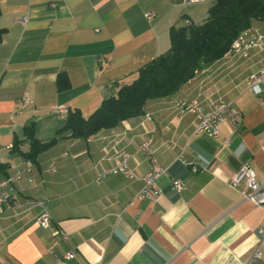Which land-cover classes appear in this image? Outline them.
I'll use <instances>...</instances> for the list:
<instances>
[{"label": "crops", "instance_id": "obj_1", "mask_svg": "<svg viewBox=\"0 0 264 264\" xmlns=\"http://www.w3.org/2000/svg\"><path fill=\"white\" fill-rule=\"evenodd\" d=\"M187 1L0 0V181L21 176L0 217V264H264V207L243 199L244 178L230 186L244 166L264 186V85L246 87L264 67L263 48L202 65L174 94L148 101L144 114L116 128L88 139L66 132L35 161L24 159V127L50 142L68 111L91 116L115 84H129L165 53L171 29L203 23L211 0ZM249 27L264 36V21ZM60 74L65 90L57 88ZM185 99L207 111L228 103L243 121L235 131L221 125L218 138L197 134L199 121L178 108ZM147 138L166 169L156 202L136 200L151 166L139 148ZM120 150L136 179L98 183ZM175 180L183 191L172 188ZM44 209L52 220L46 230L37 224ZM57 230L66 238H55Z\"/></svg>", "mask_w": 264, "mask_h": 264}, {"label": "trees", "instance_id": "obj_2", "mask_svg": "<svg viewBox=\"0 0 264 264\" xmlns=\"http://www.w3.org/2000/svg\"><path fill=\"white\" fill-rule=\"evenodd\" d=\"M207 19L201 24L189 23L171 29L170 48L154 61L141 67L129 84L117 83V89L87 118L78 111H68L66 122L50 142L35 138L33 125L24 127L29 151L26 161L38 156L62 139H88L101 130L118 127L122 122L145 113L148 101L167 98L200 70L227 55L240 32L248 29L252 20L264 21V0H211ZM5 30L0 29V40ZM59 90L69 88L67 74L56 81Z\"/></svg>", "mask_w": 264, "mask_h": 264}, {"label": "built area", "instance_id": "obj_3", "mask_svg": "<svg viewBox=\"0 0 264 264\" xmlns=\"http://www.w3.org/2000/svg\"><path fill=\"white\" fill-rule=\"evenodd\" d=\"M198 1L199 0H188L187 2L194 4ZM24 22L25 20L21 21V23ZM262 48L264 49V36L259 34L257 30L248 27V29L239 33L227 54L231 57L236 55L246 56L249 49ZM248 80L249 81L246 84V87L249 92H252L258 85H264V67L254 75H250ZM21 102L22 106H27V104H30L27 98H23ZM178 108L184 113L187 112L194 115L197 121H199V125L196 128L197 134H208L214 138L219 137V127L226 122L229 123L231 128L235 131L239 127V124L243 121L238 110L232 107L230 104L224 102H219L212 108L211 111H207L198 102L186 101L185 99L178 102ZM60 112L65 113L66 111L62 109ZM229 144L230 136H226L223 138V145L228 147ZM139 148L144 153L143 155L149 161L151 166L150 171L144 175V185L142 191L136 194V200L138 199L156 202L162 193V190L159 189L157 185V180H159L161 175L166 172V169L162 168L154 158V150H152V138H147L145 141H143ZM128 159V152L123 150L117 152V154L113 157V163L115 164L114 167L98 173L96 175L97 182H104L110 175H121L122 177H125L129 180L136 179L134 172L129 168ZM199 171H201V169L198 167H191L192 173H197ZM255 176V172H252L247 166H244L240 169V173L231 179L230 186L237 187L239 181L244 178L248 193L242 196L243 199L251 202L255 207H264V186L259 185L256 182ZM20 178V173H16L15 176L0 181V217L5 212V210L9 209L11 206V195L9 194V190L13 185H15V183L20 181ZM172 188H174L177 192L184 190L182 183L176 180L173 181ZM44 201H46V199H44ZM42 204L43 203L40 205ZM37 220V224L45 230L49 228L52 223L50 215L46 209L42 211ZM258 235L262 241H264V229L258 230ZM66 236L67 235L61 231L57 230L54 232L55 238L61 237L65 239ZM260 256L261 253L257 252L253 258L258 260ZM63 258L66 260H71L73 259V256L72 254H67Z\"/></svg>", "mask_w": 264, "mask_h": 264}]
</instances>
